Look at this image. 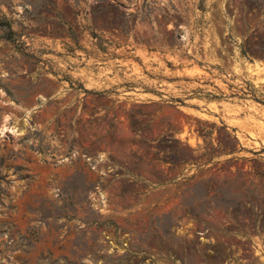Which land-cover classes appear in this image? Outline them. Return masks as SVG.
Listing matches in <instances>:
<instances>
[{"label":"rangeland","instance_id":"rangeland-1","mask_svg":"<svg viewBox=\"0 0 264 264\" xmlns=\"http://www.w3.org/2000/svg\"><path fill=\"white\" fill-rule=\"evenodd\" d=\"M0 264H264V0H0Z\"/></svg>","mask_w":264,"mask_h":264},{"label":"bare ground","instance_id":"bare-ground-1","mask_svg":"<svg viewBox=\"0 0 264 264\" xmlns=\"http://www.w3.org/2000/svg\"><path fill=\"white\" fill-rule=\"evenodd\" d=\"M7 127V126H6ZM8 130V129H7ZM5 131V130H4ZM3 132V131H2ZM17 133V132H16Z\"/></svg>","mask_w":264,"mask_h":264}]
</instances>
